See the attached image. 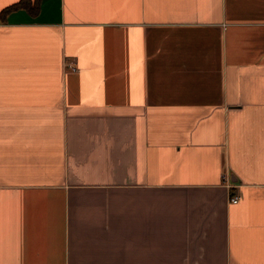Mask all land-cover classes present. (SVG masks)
<instances>
[{
  "label": "crops",
  "instance_id": "obj_1",
  "mask_svg": "<svg viewBox=\"0 0 264 264\" xmlns=\"http://www.w3.org/2000/svg\"><path fill=\"white\" fill-rule=\"evenodd\" d=\"M18 1L0 264H264V0Z\"/></svg>",
  "mask_w": 264,
  "mask_h": 264
},
{
  "label": "trees",
  "instance_id": "obj_2",
  "mask_svg": "<svg viewBox=\"0 0 264 264\" xmlns=\"http://www.w3.org/2000/svg\"><path fill=\"white\" fill-rule=\"evenodd\" d=\"M34 2H35V5H38V3H39V0H34ZM22 5H24V1L23 0H20V1H18L17 3H14V4H12V5H10V6H8V7H6V8H4L2 11H1V13L3 14L4 12H6L8 9H10V8H13V7H16V6H22ZM30 10H32L33 8L30 6V7H28Z\"/></svg>",
  "mask_w": 264,
  "mask_h": 264
},
{
  "label": "built area",
  "instance_id": "obj_3",
  "mask_svg": "<svg viewBox=\"0 0 264 264\" xmlns=\"http://www.w3.org/2000/svg\"><path fill=\"white\" fill-rule=\"evenodd\" d=\"M68 65H70L71 68L75 69V67L73 65H71V64H68ZM229 200L231 202H236L238 200V194H235V193L230 194Z\"/></svg>",
  "mask_w": 264,
  "mask_h": 264
}]
</instances>
